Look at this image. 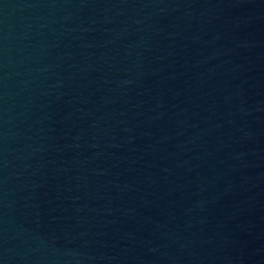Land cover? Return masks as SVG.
Listing matches in <instances>:
<instances>
[{"label": "water", "instance_id": "water-1", "mask_svg": "<svg viewBox=\"0 0 264 264\" xmlns=\"http://www.w3.org/2000/svg\"><path fill=\"white\" fill-rule=\"evenodd\" d=\"M0 264H264V0H0Z\"/></svg>", "mask_w": 264, "mask_h": 264}]
</instances>
